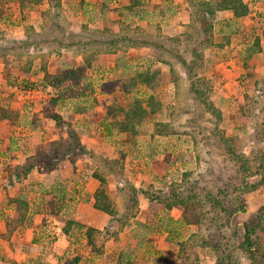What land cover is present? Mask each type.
<instances>
[{
	"label": "rangeland",
	"instance_id": "1",
	"mask_svg": "<svg viewBox=\"0 0 264 264\" xmlns=\"http://www.w3.org/2000/svg\"><path fill=\"white\" fill-rule=\"evenodd\" d=\"M123 1L109 0L105 7L112 32L141 27L155 36L150 40H163L169 51L175 46L180 55L190 43L182 36L178 46L174 36L190 29L193 38L199 37L203 63L198 75L208 84L204 99L214 111L188 97L186 69L172 53L148 45L101 56L89 69L78 67L94 81L85 82L78 103L87 114L79 132L102 142L93 148L98 154L93 160L105 179L112 174L111 188L119 182L127 194L129 184L136 183L162 202L140 200L134 235L146 240L166 234L172 254L180 242L191 239L203 264H264V0H242L248 11L241 18L230 11L216 12L211 36L192 20L186 0H136L134 11H127ZM182 58L188 60L187 55ZM230 70L232 77L224 78ZM95 71L105 74L99 77ZM22 81L10 79L8 96L29 110L17 98L16 86ZM52 93L29 111L46 106ZM136 100L146 113L134 117L135 132L126 135L112 122ZM16 132L19 138L26 136V130ZM180 183L186 203L168 207L169 186ZM129 202L131 218L137 209Z\"/></svg>",
	"mask_w": 264,
	"mask_h": 264
},
{
	"label": "crops",
	"instance_id": "2",
	"mask_svg": "<svg viewBox=\"0 0 264 264\" xmlns=\"http://www.w3.org/2000/svg\"><path fill=\"white\" fill-rule=\"evenodd\" d=\"M58 1L60 7L55 11L50 0H0L2 36L24 41L29 31L38 36L43 33L35 44L39 50L0 56V264H170L176 254H172L166 234L143 240L133 232L139 224L140 200L154 201L139 193L134 218L123 221L116 230L113 218L117 216L94 205L101 170L93 160L98 155L93 148L102 142L78 129L87 117L78 109L79 96L85 82L94 83L88 72L78 67L89 69L101 56L114 54L97 55L88 67L69 39L57 34L59 27L54 24H64L66 31L77 32L87 26L112 32L104 17L109 0ZM129 4L126 0L124 7ZM56 12L58 19L48 21ZM232 72H224L223 77H232ZM234 73L239 76L241 71ZM12 78L46 83L53 91L51 100L32 111L15 104L8 96ZM16 125L25 126L26 136L18 137ZM74 137L89 153L72 151ZM87 161L94 168L87 166ZM106 186L118 206L121 184L111 188L108 181Z\"/></svg>",
	"mask_w": 264,
	"mask_h": 264
},
{
	"label": "trees",
	"instance_id": "3",
	"mask_svg": "<svg viewBox=\"0 0 264 264\" xmlns=\"http://www.w3.org/2000/svg\"><path fill=\"white\" fill-rule=\"evenodd\" d=\"M52 2V5L54 6L55 11H58L60 4L58 0H50ZM135 1V2H134ZM187 6L186 10L190 14V17L192 20H196L199 24V29L202 30L204 34H208L211 36L212 34V20H214V15L218 11H230L235 18H241L247 14V6L243 3L242 0H186ZM136 0H130V4L126 6L125 8L129 11H132L135 8ZM57 12L54 13V15L49 16L48 21L53 20L55 18L58 19ZM52 24L50 23V26L52 27ZM58 26V35H61L63 37H67L69 39V44L74 45V49L76 51H79L82 56H84V64L88 67H90L92 61L97 60V55L100 54H115L118 51H126L129 48L133 47H140V46H152L155 49H161L166 52L172 53L173 56L176 58L177 62L185 68V75L187 76L186 82L188 84V97H191L193 100L194 98L200 99V102H203L207 110L214 111L213 105L211 102H207L204 99V90L207 89L208 84L205 82L204 79H202L198 75V68L203 63V54L202 51L198 50V46L200 45L201 40L199 41V37L193 38L191 35L190 29L188 31L183 32V35L178 34L177 36H174L177 38L176 43L179 45L181 37L185 36V39L190 43V47L186 52L182 53V55L179 54V49L177 51H174V47H172V50L168 47V45L163 41H152L150 40L152 37H155L153 35H147L143 33V30L141 27H128V28H120L117 32H110L109 29H91L87 26H82V28L75 32V31H66L63 28V25H60V23L57 21L55 26ZM190 25H186V28H190ZM65 27V26H64ZM67 32V33H66ZM51 34V33H50ZM28 38L26 40H16L12 38H5L0 34V56H6V55H24L29 53L30 48L33 50H39L40 47L35 45L38 43L39 37L43 38V33H40L39 36L34 34L32 31L28 32ZM56 37V35H55ZM227 37V38H226ZM225 42L227 43L229 40L228 35L226 36ZM204 40V39H203ZM206 40V39H205ZM225 42H222L220 44L221 46L225 45ZM176 44V46H177ZM167 45V46H166ZM178 48V47H177ZM183 55L188 56V60H184L182 58ZM73 75L72 78H75L76 75L74 72H71ZM67 73V77H68ZM64 78V74L62 76ZM23 84L31 85V86H37V87H44L47 86L46 83H32L29 81H22ZM54 86V85H53ZM258 102L260 100H257ZM47 102V101H46ZM257 103V102H256ZM258 104V103H257ZM29 107V106H28ZM27 107V108H28ZM125 108V107H124ZM121 109L122 118L120 120L114 119L112 122V125L114 128H117L119 132L128 134L129 131H134L135 124L133 123L134 117L138 114L143 115L146 113V108L143 107L142 103L138 100L134 101L131 106H129L128 109ZM29 110L31 108H28ZM3 110V108H2ZM4 113V111H2ZM113 113V110H111ZM214 114H217L214 112ZM137 123V121L135 122ZM16 127H23L25 126H19L16 125ZM135 132V131H134ZM74 135V134H73ZM129 135V134H128ZM75 136V135H74ZM76 138L74 137V145L75 147L72 148V151L77 154H87L89 153L86 149L81 147L79 143L77 142ZM92 155V154H90ZM262 159L264 160V156H262ZM104 165V164H103ZM110 171V170H108ZM111 174V173H110ZM112 175V174H111ZM100 180V188L98 191V194H96V201H95V207L98 209H101L112 216H117L116 218H113L115 220V224H122L123 221L134 218L135 214L132 215L130 218V210L127 209V201L130 200L132 202L130 205L133 207L135 206L137 209V198L136 196L139 193H143L146 198H148L151 201H155L157 203H162L158 200V197L152 198V196H148L145 190L143 188H135V186L132 184L130 185L129 195L124 194L126 189H122V187L119 188L118 196H119V203L118 206L114 205L115 200L110 199V196L107 191V181L104 178V176L101 174L100 176H97ZM182 187L183 183L181 184H174L169 186L168 193H170L171 200L170 202H167L168 207H173L175 205H185V200L182 197ZM160 192H156V194L159 195ZM214 199V200H213ZM212 202H215V198L213 197ZM129 202V203H130ZM179 203V204H178ZM130 205L128 208H130ZM235 210L231 212V215L227 219V221L230 222V219L232 218ZM182 219L185 221V216H182ZM187 223V222H186ZM229 225V224H228ZM245 225V224H244ZM246 225L244 226L245 229ZM93 231V230H90ZM248 231L245 230L244 237L247 238ZM89 237V233H88ZM248 239V238H247ZM170 264H203L200 261V258L198 256V249L191 245V239H185L183 242L179 243V248L176 254V257Z\"/></svg>",
	"mask_w": 264,
	"mask_h": 264
},
{
	"label": "built area",
	"instance_id": "4",
	"mask_svg": "<svg viewBox=\"0 0 264 264\" xmlns=\"http://www.w3.org/2000/svg\"><path fill=\"white\" fill-rule=\"evenodd\" d=\"M97 72V71H95ZM94 72V73H95ZM100 73L98 76H103L105 72H97ZM52 92V88L50 86L37 87L31 86L29 84L25 85L22 82L16 86L17 98L23 102L25 106H29L28 108H34L35 106L42 105L50 98V94ZM17 131L25 130L24 128H16Z\"/></svg>",
	"mask_w": 264,
	"mask_h": 264
}]
</instances>
